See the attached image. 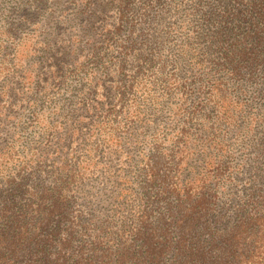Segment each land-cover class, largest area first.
<instances>
[{"label": "rangeland", "instance_id": "374dc122", "mask_svg": "<svg viewBox=\"0 0 264 264\" xmlns=\"http://www.w3.org/2000/svg\"><path fill=\"white\" fill-rule=\"evenodd\" d=\"M260 1L0 0V211L10 182L15 215L37 194L42 208L68 202L37 233L51 239L45 255L5 252L0 228V264L52 261L64 242L73 259L120 250L144 213L153 227L169 218L171 186L203 192L202 225L219 247L210 257L238 264L221 238L264 214ZM229 43L255 60L232 72ZM151 161L160 176L149 185ZM24 210L30 231L42 225L44 211Z\"/></svg>", "mask_w": 264, "mask_h": 264}, {"label": "trees", "instance_id": "16d2710c", "mask_svg": "<svg viewBox=\"0 0 264 264\" xmlns=\"http://www.w3.org/2000/svg\"><path fill=\"white\" fill-rule=\"evenodd\" d=\"M263 1L261 0L260 3L255 2L252 6L261 11L264 16ZM220 18L225 31L228 33L233 31L229 27L232 20L229 19L226 11ZM232 18L239 17L238 15H233ZM253 36L256 44H264V34L261 31L255 32ZM255 57L256 53L254 51H246L245 47L238 48L237 43H229L224 54L226 64L231 66V70L234 73L239 72L243 68L241 67L245 65L243 62H252ZM158 166L157 162L153 161L147 165L146 178L149 185L154 184L160 176ZM17 187H19V184L10 182L9 191H7L10 192L7 197V203L1 206L2 209L0 211V221H2L0 228L3 229V242H6L4 243L5 252L13 256L18 255V257L23 256L25 253L45 255L47 248L51 246L49 244L51 239L40 240L37 233L47 225L55 214L61 217L65 216L68 202L52 196L49 207L42 208L41 204L44 201V197L42 194H37L35 208L31 207V205L23 207L24 209H29L30 213H33L34 210L39 213L44 211L47 218H44L42 225L33 227L31 228L33 231H30L27 226L31 221L27 220L28 213L26 210H20V215H15L12 210V208L14 209V202L9 197ZM193 190L194 187L192 186L184 190H178L174 186L163 187V193L176 197L175 207H172V214H169L167 220L162 218L154 227L146 223L147 213L138 217L139 228L135 233H131L130 243L120 250L117 248L114 252L104 253L101 256L91 254L89 258L83 257L79 252V257L73 259V255L68 254L69 242H64L61 244L63 249H67L64 255L58 254L52 261L47 260L43 255L36 262L38 264L39 262L41 264H220L217 260L221 257L217 255L210 257L215 248H219L215 244L213 232H211L209 225H202L203 220L210 215L208 201L203 198V192L200 191L198 194ZM201 190H203V187H201ZM52 191L55 192V190ZM61 208L63 210L60 213ZM202 231H209L208 239L202 238ZM58 232L59 225L57 224L52 229L51 238L56 237ZM220 242H225L224 250L221 247L220 253L232 256L238 261V264H264V214L245 217L240 220L229 233L223 235V240L221 238ZM167 255L170 256L165 259ZM258 256L260 258L255 261Z\"/></svg>", "mask_w": 264, "mask_h": 264}]
</instances>
